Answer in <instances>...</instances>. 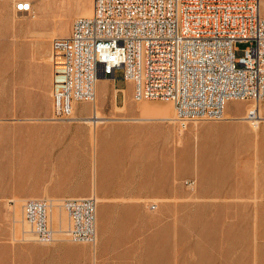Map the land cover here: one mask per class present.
I'll return each mask as SVG.
<instances>
[{"label":"rangeland","instance_id":"obj_1","mask_svg":"<svg viewBox=\"0 0 264 264\" xmlns=\"http://www.w3.org/2000/svg\"><path fill=\"white\" fill-rule=\"evenodd\" d=\"M18 1L0 0V264H264V120L257 136L242 119L256 103L229 102L226 119L173 124L170 103L134 102L117 69L97 86L98 112L117 120L98 123L95 139L94 123L41 120V61L52 64L54 40L93 4L25 0L32 11L19 15ZM249 46L237 42L235 57ZM257 104L264 119V100ZM92 109L80 104L74 117ZM49 125L83 130L52 140L41 133ZM95 165L96 193L109 199L98 200L96 244L32 240L17 198L95 196ZM53 211L55 229H66V212Z\"/></svg>","mask_w":264,"mask_h":264},{"label":"built area","instance_id":"obj_2","mask_svg":"<svg viewBox=\"0 0 264 264\" xmlns=\"http://www.w3.org/2000/svg\"><path fill=\"white\" fill-rule=\"evenodd\" d=\"M92 3L91 16L77 17L53 42L51 120L69 121L80 104H93L97 81L114 79L117 69L132 83L134 102L169 101L177 122L223 119L229 102L264 100V0ZM15 9L29 15L32 4L21 0ZM237 42L250 45L240 59ZM58 203L69 220L63 231L54 227L52 199L24 202L30 238L96 244L97 197Z\"/></svg>","mask_w":264,"mask_h":264},{"label":"crops","instance_id":"obj_3","mask_svg":"<svg viewBox=\"0 0 264 264\" xmlns=\"http://www.w3.org/2000/svg\"><path fill=\"white\" fill-rule=\"evenodd\" d=\"M52 78H53V72H52L51 63L41 61V120L47 119L49 114H50V118L52 117V99H51V90H52V86H53ZM100 80L97 81L96 90H97V86H98V83ZM116 90L119 91L118 89H116ZM116 90H115V95L117 92ZM96 105H97V103H96ZM115 107L117 109L125 108V111H127L126 105H122V106L115 105ZM253 107H251L250 109H252ZM142 114L144 116H149L148 114H145V113H142ZM168 114H169V111L164 115H151V116L166 117V116H168ZM74 118L75 119H83V118L86 119V118H92V117H74ZM239 120H241V119H239ZM79 122H83V121H79ZM104 122H106V121H104ZM104 122H101V123H104ZM83 123H86V122H83ZM138 123H146V122H138ZM163 123H167V122H163ZM97 125H98V123H97ZM97 125H94V126H97ZM97 128H98V126L94 129L89 128L90 129V136H93L94 139L97 137ZM154 129H157V127H154ZM73 130L78 133V132H80V130H83V129H82V126H76V128H74V129L72 126H52V125H49V126H42L41 127V133L54 135L51 138L52 140H57L58 137H56L55 135L60 134L62 131H67V132L71 133ZM126 130H128V127L124 126V125H118L114 128L115 132H123ZM52 144L55 145V142H53ZM64 155H66V154L60 153L59 157L64 156ZM96 180H97V168L95 165L94 166V177H93V191H94V195L97 197V199L99 200L101 205H105V204H107L109 199L104 197V196L100 197L97 195V193H96V185H97ZM88 194H89V191L87 189H84L83 192L80 194V196H78L77 198L87 197ZM17 199L21 200V201L27 200V199H22V198H17ZM53 219H55L54 216H53Z\"/></svg>","mask_w":264,"mask_h":264},{"label":"bare ground","instance_id":"obj_4","mask_svg":"<svg viewBox=\"0 0 264 264\" xmlns=\"http://www.w3.org/2000/svg\"><path fill=\"white\" fill-rule=\"evenodd\" d=\"M93 4V3H92ZM92 10H93V7H92ZM24 14H27V13H19V15H24ZM91 14H92V11H91V13H90V15H87V16H79V17H89V16H91ZM96 98H97V96H96ZM161 101H163V100H161ZM163 102H168V103H170V105H171V113H170V115H169V117L167 118V119H165L167 122H169V123H176L177 121L176 120H174V107H173V104L171 103V102H169V101H163ZM96 103H97V99H95V102L93 103V104H91L92 106H93V109H92V118H83V119H75V118H73V119H71V120H69V121H76V120H80V121H83V122H87V123H90V124H93L94 123V125H97V123H101V122H104V121H113V120H117V119H114V118H112V119H105V118H103L102 117V115H101V113L100 112H98V108H97V105H96ZM84 104H89V103H84ZM254 105V107L252 108V109H248V111L246 112V116H244V120H246V121H248L249 123H251L252 125H253V127H254V129H255V131H256V134H257V136L259 135V133L260 132H258L259 131V124L261 123V120H264L262 117H261V114H260V110H259V107H258V104L256 103V104H253ZM120 111L121 112H124L125 111V108H122V109H120ZM250 111H254V116H248L249 114H250ZM226 112V111H225ZM223 119H226V118H224L223 117ZM33 199H38V198H33ZM28 200V199H27ZM54 202H55V206H54V209L56 208V207H58V208H60V209H62V207H61V205L59 204V203H57L56 201H55V199H52ZM26 201V200H25ZM24 201V202H25ZM23 206V205H22ZM53 209V210H54ZM23 210V209H22ZM63 210V209H62ZM54 211H52V213H53ZM54 215V217H55V219L59 222V224L62 222L61 221V218H59L57 215H56V213H54L53 214ZM51 217H52V214H51ZM52 220H53V223H54V219H53V217H52ZM64 230V229H63ZM63 230H60V231H63ZM43 244V243H42Z\"/></svg>","mask_w":264,"mask_h":264}]
</instances>
